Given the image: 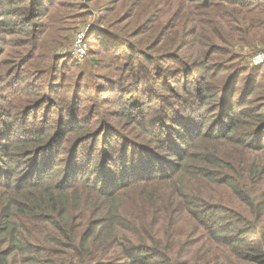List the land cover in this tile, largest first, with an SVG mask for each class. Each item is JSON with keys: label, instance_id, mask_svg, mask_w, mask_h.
I'll list each match as a JSON object with an SVG mask.
<instances>
[{"label": "trees", "instance_id": "obj_1", "mask_svg": "<svg viewBox=\"0 0 264 264\" xmlns=\"http://www.w3.org/2000/svg\"><path fill=\"white\" fill-rule=\"evenodd\" d=\"M56 3L0 0V29L16 15L37 21L24 23L33 32L23 43L0 42V84L14 93L24 91L22 80L5 84L6 76L15 71L26 78L19 69L45 53ZM86 11L81 6L82 17ZM158 36H173L164 47L176 71L192 75L174 77L165 100L181 114L160 125L161 132L145 120L141 136L104 126L90 134V153L81 150L86 121L67 126L82 133L53 156H43L60 138L53 128L29 130L28 123L24 133L3 138L0 264H264V81L247 83L240 98L237 84L231 92L219 84L242 65L236 46L264 48V0H198ZM181 85L190 90L181 93ZM30 92L11 99L13 118L47 105L45 94L34 100ZM9 124L16 126L1 121ZM62 148L72 151L67 161Z\"/></svg>", "mask_w": 264, "mask_h": 264}, {"label": "rangeland", "instance_id": "obj_2", "mask_svg": "<svg viewBox=\"0 0 264 264\" xmlns=\"http://www.w3.org/2000/svg\"><path fill=\"white\" fill-rule=\"evenodd\" d=\"M197 1L57 0L56 5L60 11H54L52 29L45 35V53L34 55L33 67L24 65L19 69L26 78H16L20 76L15 75V71L6 76L5 84H17L22 80L19 84H22L24 91L14 93L12 87L0 84V144L4 137L24 133L28 123L31 125L29 130L44 126L45 130L53 128V131H60L55 148L47 150L43 156L60 153L59 145L64 140H78L82 132H86V135L83 134L81 139V150H90L91 153L94 144L86 142L90 143V134L104 126H113L125 134L132 132L134 136H141L139 134L145 120L161 132L160 125L166 126L167 120L175 119L176 115L181 114L180 111H170L168 106L173 103L165 100L166 96L172 95V87L176 86L174 77L178 76V80L187 77L190 81L192 75L176 71V58L164 47L173 36L160 37L158 33L169 19L177 21L185 13L187 6L196 8ZM81 6H86L87 16L82 17ZM32 17L22 14L9 17L7 21L10 24L6 25V29H0V42L7 38L21 44L31 38L33 28L24 23L37 22ZM2 21H5V17H0V22ZM11 24L18 29L17 34H12L13 28L11 31L7 30ZM163 41L168 42L163 44ZM78 46L84 48L83 56L76 53ZM235 49L239 55L244 56L239 61L242 65L237 67L238 71H235V65L219 84L225 85V91L229 92L237 84L235 97L240 98L247 83L264 81V48L251 51L248 47L236 46ZM143 54L147 56L143 57ZM158 60L162 65H158ZM12 66L10 63L6 69L10 72ZM161 68L164 70L163 76ZM241 72H244L243 75ZM180 88L183 94L190 90L185 85ZM25 90L32 94L35 92L37 96L34 100H40L42 94H45L48 103L40 109L35 105L33 112L24 111L22 116L13 118L9 112L15 105L17 107V102L14 101L13 106L11 99L18 94L24 96ZM260 93L264 95L263 91ZM31 97L29 95L28 99ZM42 99L44 98L41 97ZM24 105L26 104L22 106ZM162 106H166L165 110ZM123 110L130 118L124 115ZM178 120L185 119L178 116ZM1 121L15 123L16 126L9 124L10 126L3 128ZM86 121L88 124L84 130L67 131L70 125ZM167 127L171 128V124ZM115 134L118 138L117 131ZM104 136L106 135L102 137ZM111 136L109 133L107 140L114 146L116 143ZM160 137L166 138L167 135L160 134ZM140 138L148 140L144 136ZM67 150H70V145ZM81 150L79 158L83 154ZM65 152L67 161L72 151ZM1 161L3 160L0 158Z\"/></svg>", "mask_w": 264, "mask_h": 264}, {"label": "built area", "instance_id": "obj_3", "mask_svg": "<svg viewBox=\"0 0 264 264\" xmlns=\"http://www.w3.org/2000/svg\"><path fill=\"white\" fill-rule=\"evenodd\" d=\"M83 37V36H82ZM80 43H81V41H80ZM76 53L78 54V55H80V56H83L84 55V48L82 47V46H78L77 48H76Z\"/></svg>", "mask_w": 264, "mask_h": 264}]
</instances>
